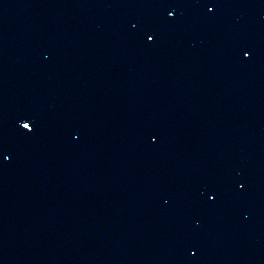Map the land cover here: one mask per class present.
Masks as SVG:
<instances>
[{"label":"water","instance_id":"1","mask_svg":"<svg viewBox=\"0 0 264 264\" xmlns=\"http://www.w3.org/2000/svg\"><path fill=\"white\" fill-rule=\"evenodd\" d=\"M0 264H264V0H0Z\"/></svg>","mask_w":264,"mask_h":264},{"label":"snow or ice","instance_id":"2","mask_svg":"<svg viewBox=\"0 0 264 264\" xmlns=\"http://www.w3.org/2000/svg\"><path fill=\"white\" fill-rule=\"evenodd\" d=\"M215 9H214V7H209L208 8V11L209 12H212V11H214ZM168 15H169V17H174V13L173 12H169L168 13ZM147 39H148V41L149 42H154V36L152 35V34H149L148 36H147ZM244 56L246 57V58H250V53L249 52H247V51H245L244 52ZM22 128L24 129V130H27V132L28 133H31V132H33L34 131V124L32 123V122H23L22 123ZM5 159H7V157H5ZM241 187V189H243V185H241L240 186ZM210 199L214 202L215 201V199H216V197H215V195H212L211 197H210ZM196 253H192V255L194 256Z\"/></svg>","mask_w":264,"mask_h":264}]
</instances>
